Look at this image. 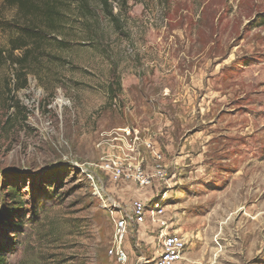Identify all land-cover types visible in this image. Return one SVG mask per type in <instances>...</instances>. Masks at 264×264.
I'll use <instances>...</instances> for the list:
<instances>
[{"label": "rangeland", "instance_id": "374dc122", "mask_svg": "<svg viewBox=\"0 0 264 264\" xmlns=\"http://www.w3.org/2000/svg\"><path fill=\"white\" fill-rule=\"evenodd\" d=\"M87 1L63 0L54 30L0 0L6 264H117L135 201L186 238L176 264H264V0H110L114 18ZM159 236L132 226L127 264Z\"/></svg>", "mask_w": 264, "mask_h": 264}, {"label": "built area", "instance_id": "2783aa9c", "mask_svg": "<svg viewBox=\"0 0 264 264\" xmlns=\"http://www.w3.org/2000/svg\"><path fill=\"white\" fill-rule=\"evenodd\" d=\"M156 157L158 160H161V156H157L156 154ZM164 173L165 171L162 165L158 166L155 172L150 177L148 176L146 184H151L153 179L163 178ZM163 215L164 210L160 206L148 209L143 202L135 201L132 204V209L129 214L123 215L118 220H115L114 235L109 253L117 264L128 263L130 256L125 249L126 240L129 237L132 226L143 225L147 217H149L151 223L155 224L160 231V242L154 258L149 259L144 257L142 258L141 264H176L184 261L188 242L181 233L168 231L166 221L160 219Z\"/></svg>", "mask_w": 264, "mask_h": 264}, {"label": "trees", "instance_id": "16d2710c", "mask_svg": "<svg viewBox=\"0 0 264 264\" xmlns=\"http://www.w3.org/2000/svg\"><path fill=\"white\" fill-rule=\"evenodd\" d=\"M5 1L10 7L17 8L20 12H24V14L28 16L36 15L38 13L41 14L42 16L41 19L44 21V23L48 27L54 30L60 27L61 20L63 17V13L61 11V7L64 5L63 0H5ZM100 2H101V5L104 11H106L107 15L110 18H114L113 7L110 4V0H100ZM79 3L83 7V9L87 10L88 12L89 10L88 1L79 0ZM33 27L34 26L32 25H28L27 28L24 29V31H27V33H41L40 28L34 29ZM23 48H24L23 46H17L16 48H14L12 53H14L17 50H21ZM14 63L18 65L21 64L19 60H16V62ZM15 86L17 90L25 89L28 86L26 78H24L22 83L15 85ZM113 87H115L114 89H116V91H121L122 89L121 84H119L118 86L113 85ZM7 193L11 195L10 204H12L13 206L17 205L18 209L13 208L10 211H7L6 214L9 215L11 214V212L20 211V209L22 208L21 197L17 194L14 188H8ZM2 222H3V219H2ZM5 225L7 226L6 223ZM0 264H6L5 258L1 254H0Z\"/></svg>", "mask_w": 264, "mask_h": 264}, {"label": "bare ground", "instance_id": "6f19581e", "mask_svg": "<svg viewBox=\"0 0 264 264\" xmlns=\"http://www.w3.org/2000/svg\"><path fill=\"white\" fill-rule=\"evenodd\" d=\"M97 191H98V190H97ZM98 194H100L99 191H98Z\"/></svg>", "mask_w": 264, "mask_h": 264}]
</instances>
